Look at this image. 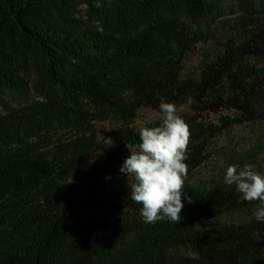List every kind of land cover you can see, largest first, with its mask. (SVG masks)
Segmentation results:
<instances>
[{"label":"trees","instance_id":"1","mask_svg":"<svg viewBox=\"0 0 264 264\" xmlns=\"http://www.w3.org/2000/svg\"><path fill=\"white\" fill-rule=\"evenodd\" d=\"M165 4L194 19L209 13L205 0H0V105L30 88L43 99L0 116V264H264V223L199 225L259 205L242 202L235 185L185 183L180 223H144L129 199L134 180L120 168L127 146L140 143L129 125L141 109L192 101L204 113L236 112L220 126L189 124L188 176L216 137L264 120V27L228 40L198 77L186 76L194 40L167 20ZM70 113L81 129L107 117L125 127L78 130L46 150L24 144Z\"/></svg>","mask_w":264,"mask_h":264},{"label":"rangeland","instance_id":"2","mask_svg":"<svg viewBox=\"0 0 264 264\" xmlns=\"http://www.w3.org/2000/svg\"><path fill=\"white\" fill-rule=\"evenodd\" d=\"M167 1L169 3L171 0ZM205 3L209 13L206 18L200 19L188 16L175 5L165 4L161 7L164 14L167 15V20L181 24V26L178 25L179 27H186L190 37L194 40L192 49L184 56L183 73L186 76L198 77L203 63L213 60L223 51L228 40L237 39L239 41L248 30L264 27V0H205ZM85 9V7H80V18L82 19L87 18ZM251 62L255 63V60ZM28 78L31 87L34 77L29 74ZM222 91H224V87H222ZM42 101L43 99L36 95L31 88L27 95L8 94L5 97V104L0 105V116L7 114L12 109ZM176 107L178 114L188 124L194 123V125L199 124L203 127L220 126L223 118L233 119L238 116L236 112L225 109L219 113H204L199 111L192 101ZM262 107H264V103ZM88 108L85 106V109L91 110ZM161 123L162 113L150 108H143L129 128L139 132L141 127H155ZM78 125H80L78 119L70 113L61 118L60 122L57 121L52 130L37 131V135L24 144L38 150H46L50 146L60 144L64 139L72 138L78 130L79 133H87L96 129L101 135H104L125 127L122 123L108 117L90 122V125H85L84 129L78 128ZM131 149L138 150L137 146L130 147ZM130 150L125 152L123 163L130 156ZM208 153L209 158L187 177L186 184L199 190H210L217 185L224 184L225 173L229 165H239L242 168L245 164L251 163L258 169L264 163V120L232 126L210 142ZM96 158V156L87 158L80 167V174L89 170ZM120 174L127 177L124 173L120 172ZM78 176H74L67 184L72 183ZM129 179L134 180L132 177ZM258 207L259 205L250 210L227 213L216 220L201 221L199 225L213 227L231 223L241 224L254 219L253 214Z\"/></svg>","mask_w":264,"mask_h":264},{"label":"clouds","instance_id":"3","mask_svg":"<svg viewBox=\"0 0 264 264\" xmlns=\"http://www.w3.org/2000/svg\"><path fill=\"white\" fill-rule=\"evenodd\" d=\"M162 123L159 126L141 127L136 149L130 150L120 168L127 177L134 178L129 199L142 205L140 215L144 223L153 224L167 219L181 222L184 208L185 181L188 176L187 151L190 143V125L178 114L174 103L161 102ZM100 138L107 147H113L109 138ZM224 183L235 185L241 199L247 202L259 201L254 218L264 223V173L254 164L227 167ZM192 203L190 197L187 198Z\"/></svg>","mask_w":264,"mask_h":264}]
</instances>
